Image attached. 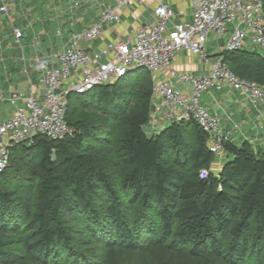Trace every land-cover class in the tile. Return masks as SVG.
Returning <instances> with one entry per match:
<instances>
[{
  "label": "trees",
  "instance_id": "obj_1",
  "mask_svg": "<svg viewBox=\"0 0 264 264\" xmlns=\"http://www.w3.org/2000/svg\"><path fill=\"white\" fill-rule=\"evenodd\" d=\"M219 56L239 77L264 87L262 52L241 49ZM152 88L150 72L138 69L86 94L72 93L66 115L74 131L70 137L53 141L37 135L9 148V165L0 173V230H18V216L25 215L24 228L32 232L22 242L26 254L48 259L60 246L72 251L75 233L63 214L76 204L96 224L93 230L112 229L133 245L136 237L120 189L132 190L130 203H140V212L155 211L160 224L154 243L190 246L193 256L224 251L237 261L251 248L264 254V150L256 152L249 141L240 146L229 141L225 152L230 159L214 172L216 155L196 122H171L159 133L147 132ZM82 110L120 125L111 133L113 124L100 127ZM118 132L116 150L110 138ZM115 151L122 156L119 165L110 155ZM188 167L194 175L185 172ZM201 170L206 177L198 176ZM35 190L37 211L32 213L28 194ZM219 236L230 240L223 250ZM18 243L0 239V264L19 263L22 255L11 249Z\"/></svg>",
  "mask_w": 264,
  "mask_h": 264
},
{
  "label": "built area",
  "instance_id": "obj_2",
  "mask_svg": "<svg viewBox=\"0 0 264 264\" xmlns=\"http://www.w3.org/2000/svg\"><path fill=\"white\" fill-rule=\"evenodd\" d=\"M142 3L143 0H121L119 7L105 8L88 29L72 37L62 52L37 59L44 85L41 96L27 97L21 105L23 95L13 93L9 100L15 107L13 116H0V173L9 165V148L13 145L32 142L37 135L59 141L73 134L66 120L72 93L86 94L138 69L150 72L152 100H160L152 114L169 122H196L208 136L210 151L216 156L224 155L229 139L224 135L221 118L203 103L204 93L227 85L233 91L245 93L253 104L260 103L264 116V87L242 79L222 56L211 57L207 49L212 35L224 36L232 26L224 51L241 50L250 41L264 55V8L260 0H192V21L181 23L174 21L171 7L161 3L153 18L133 35L94 48L107 25L121 22V7ZM0 11L9 13L3 0ZM15 35L18 41L24 37L20 29H15ZM81 42L88 43L86 49L80 47ZM182 50L198 57L208 72L197 76L179 71L175 61ZM57 89L59 93H55ZM5 101V91L0 88V104Z\"/></svg>",
  "mask_w": 264,
  "mask_h": 264
},
{
  "label": "crops",
  "instance_id": "obj_3",
  "mask_svg": "<svg viewBox=\"0 0 264 264\" xmlns=\"http://www.w3.org/2000/svg\"><path fill=\"white\" fill-rule=\"evenodd\" d=\"M3 1L9 13L0 11V88L5 91L6 98L0 104V116L10 119L15 112L14 105L9 101L13 93L23 95L24 99L19 103L23 105L27 97L34 94L41 96L44 90L37 59L62 52L76 33L88 29L105 8L119 7L121 0ZM161 3L171 7L176 23L192 21V0H143L141 5L121 7V22L107 25L94 48L99 49L133 35L140 26L153 18L155 8ZM15 29H20L24 34L20 41L16 38ZM232 31L233 27L230 26L226 35L210 37L207 49L211 57L224 52L221 47L225 49L226 40ZM82 43L85 45L82 46ZM87 46L86 42L80 43L82 49ZM243 49L260 52L250 41H246ZM175 67L181 72L197 76L208 72L206 65L188 50L178 54ZM152 102L155 106L160 100ZM203 103L221 118L224 135L230 142L240 146L249 141L256 152L264 150V116L260 103L253 104L245 93L233 91L227 85L213 87L204 93ZM170 123L162 116L151 113L146 130L152 134L159 133ZM217 157L212 164L214 172L220 171L230 159L226 152L222 157Z\"/></svg>",
  "mask_w": 264,
  "mask_h": 264
},
{
  "label": "rangeland",
  "instance_id": "obj_4",
  "mask_svg": "<svg viewBox=\"0 0 264 264\" xmlns=\"http://www.w3.org/2000/svg\"><path fill=\"white\" fill-rule=\"evenodd\" d=\"M83 45L85 44L82 43V46ZM221 48L224 50L223 47ZM258 50L261 52L260 49ZM136 92H142V88ZM135 102L136 99L132 102L133 109L135 107ZM80 113L86 117L93 118L100 127L113 124L111 133H115V127L117 129V126L120 125L119 121H109L105 117L92 113V111L89 110H82ZM119 131H121V128H119ZM147 132L152 134L149 130H147ZM111 133L109 135H111ZM110 139L116 144L115 148L118 150L117 145L119 144L117 143L121 139L119 132L118 134L116 133L115 136L111 135ZM110 155L117 164L120 163L122 156L119 153L115 151V153L112 152ZM217 158L218 157L215 156V160ZM185 172L194 175V171L191 167H188ZM206 175V170H201L198 173V176L201 178L206 177ZM120 185L121 182L119 181L117 187L121 188ZM15 186L17 185H9V188L14 189ZM120 190L121 199L124 201L125 212L130 222L128 225L136 237L133 245L124 238L119 237L112 229L103 227L98 230H93L92 226L95 227L96 224L88 222V216H85L86 213L80 204L74 206L73 212H66L63 214V217L69 220L68 223L73 227L75 233L71 248L72 251L69 250L70 248L60 246L55 249V252L51 253L48 259L38 254L33 256L26 254L22 242L24 239H27L32 232L24 228L26 226L25 215L18 216L21 221V226L18 230H0V239L13 238L19 242L11 248L23 257L18 264H264V254L258 248H251L245 258L237 261L224 251L213 253L211 250H208L205 253L193 256L189 252L190 246H178L172 241L163 240L154 243L151 238L160 224L159 218L155 215V211L152 210L148 213L140 212V203H130V198L133 195L132 190ZM28 195L32 213H35L37 211L35 201L37 195L36 190L33 194ZM105 201L107 200H101L99 203L103 205ZM148 219L150 220L146 221ZM151 222L152 225L150 224ZM229 242V237L219 236L221 250H223Z\"/></svg>",
  "mask_w": 264,
  "mask_h": 264
},
{
  "label": "water",
  "instance_id": "obj_5",
  "mask_svg": "<svg viewBox=\"0 0 264 264\" xmlns=\"http://www.w3.org/2000/svg\"><path fill=\"white\" fill-rule=\"evenodd\" d=\"M55 93H59V89L55 90Z\"/></svg>",
  "mask_w": 264,
  "mask_h": 264
}]
</instances>
